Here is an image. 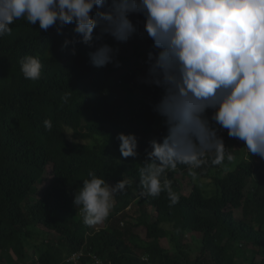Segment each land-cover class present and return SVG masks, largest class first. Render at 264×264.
Wrapping results in <instances>:
<instances>
[{"label": "trees", "instance_id": "trees-1", "mask_svg": "<svg viewBox=\"0 0 264 264\" xmlns=\"http://www.w3.org/2000/svg\"><path fill=\"white\" fill-rule=\"evenodd\" d=\"M129 19L137 30L126 42L103 37L115 49L103 67L88 45L64 46L79 40L73 24L58 34L19 19L0 36V264H264V159L248 161L242 141L222 135L233 163H206L195 177L185 165L169 171L175 205L165 192L140 195L138 169L166 128L153 107L162 89L144 82L153 42L141 35L142 16ZM26 55L40 59L39 80L24 78ZM121 132L136 136V157L121 156ZM90 172L109 185L129 181L98 226L73 204ZM181 173L189 189L176 184Z\"/></svg>", "mask_w": 264, "mask_h": 264}, {"label": "clouds", "instance_id": "clouds-1", "mask_svg": "<svg viewBox=\"0 0 264 264\" xmlns=\"http://www.w3.org/2000/svg\"><path fill=\"white\" fill-rule=\"evenodd\" d=\"M131 13L143 17L141 35L153 42L144 82L162 89L153 107L166 128L163 137L149 141L138 169L140 195L165 192L170 206L175 205L179 196L169 171L185 165L195 177L194 170L206 163L235 162L233 148L222 138L226 133L243 142L248 161L252 156L264 159V0H0V36L11 34L10 25L19 19L38 23L44 32L54 27L58 34L73 24L79 40L65 39L64 46L88 45L91 64L103 67L113 63L115 53L103 37L126 42L137 30ZM41 69L36 56L20 61L25 79L39 80ZM70 95L65 93L64 102ZM43 123L51 131L52 121ZM117 139L122 157L137 156L134 134L121 132ZM88 175L73 204L83 223L94 226L105 221L114 195L129 181L109 185L103 177ZM174 180L180 187L191 185L182 173Z\"/></svg>", "mask_w": 264, "mask_h": 264}, {"label": "rangeland", "instance_id": "rangeland-1", "mask_svg": "<svg viewBox=\"0 0 264 264\" xmlns=\"http://www.w3.org/2000/svg\"><path fill=\"white\" fill-rule=\"evenodd\" d=\"M183 187L184 188H190L191 186L189 185V184H187V183H185L184 182V184H183ZM187 192V191H186ZM238 215H240V213L238 212L237 213ZM99 225V224H98ZM97 225V226H98ZM139 233H140V236L142 237V238H145V229L143 228V227H141V228H139ZM191 238H190V236H187V237H184L182 240H183V242H187L188 240H190ZM162 243L164 244V245H167V242L165 241V240H162ZM246 257H249L250 256V254L249 253H246V255H245ZM249 260H248V258H245V260H244V257H241L239 260H238V262H243V263H247ZM242 263V264H243Z\"/></svg>", "mask_w": 264, "mask_h": 264}, {"label": "built area", "instance_id": "built-area-1", "mask_svg": "<svg viewBox=\"0 0 264 264\" xmlns=\"http://www.w3.org/2000/svg\"><path fill=\"white\" fill-rule=\"evenodd\" d=\"M94 263L97 264V260ZM99 264H103V263L99 262Z\"/></svg>", "mask_w": 264, "mask_h": 264}]
</instances>
